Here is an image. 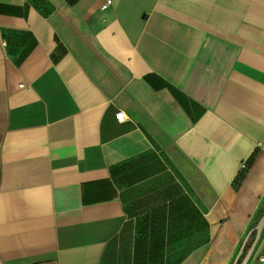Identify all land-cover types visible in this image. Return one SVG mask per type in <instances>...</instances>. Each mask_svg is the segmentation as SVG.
<instances>
[{
	"label": "crops",
	"instance_id": "1",
	"mask_svg": "<svg viewBox=\"0 0 264 264\" xmlns=\"http://www.w3.org/2000/svg\"><path fill=\"white\" fill-rule=\"evenodd\" d=\"M104 1L0 0V264H239L264 0Z\"/></svg>",
	"mask_w": 264,
	"mask_h": 264
},
{
	"label": "water",
	"instance_id": "2",
	"mask_svg": "<svg viewBox=\"0 0 264 264\" xmlns=\"http://www.w3.org/2000/svg\"><path fill=\"white\" fill-rule=\"evenodd\" d=\"M263 225H264V213L261 215L260 219L258 220V222L256 224L254 238H253L247 252L243 256V258L239 264H246L248 259L251 258L250 256H251V254H252V252L256 246V243L258 242V238L260 236V232L262 230Z\"/></svg>",
	"mask_w": 264,
	"mask_h": 264
},
{
	"label": "built area",
	"instance_id": "3",
	"mask_svg": "<svg viewBox=\"0 0 264 264\" xmlns=\"http://www.w3.org/2000/svg\"><path fill=\"white\" fill-rule=\"evenodd\" d=\"M111 1L112 0H105L101 5H100V9L101 10H105L108 8V6L111 4ZM115 118L117 120H123L124 118H126L125 116V113L124 111L122 110H118L116 113H115ZM256 261H257V264H264V249L259 251L256 255Z\"/></svg>",
	"mask_w": 264,
	"mask_h": 264
},
{
	"label": "rangeland",
	"instance_id": "4",
	"mask_svg": "<svg viewBox=\"0 0 264 264\" xmlns=\"http://www.w3.org/2000/svg\"><path fill=\"white\" fill-rule=\"evenodd\" d=\"M245 245H246V248L241 249V251H240V249H239V245H238V247L236 248V250H237L236 253L240 251V253H239L240 256H239V257H240L241 259H242V256H243V255L247 252V250H248V248H247V245H248L247 242H246ZM254 253H255V250H253L251 256H252Z\"/></svg>",
	"mask_w": 264,
	"mask_h": 264
},
{
	"label": "trees",
	"instance_id": "5",
	"mask_svg": "<svg viewBox=\"0 0 264 264\" xmlns=\"http://www.w3.org/2000/svg\"><path fill=\"white\" fill-rule=\"evenodd\" d=\"M257 221V220H256ZM254 234H255V232H253L252 234H251V236H250V238H249V240H248V245H247V248L249 247V245H250V243H251V241H252V239H253V236H254ZM246 248V247H245ZM244 256V255H243ZM242 256V257H243ZM240 261H241V258L239 259V263H240Z\"/></svg>",
	"mask_w": 264,
	"mask_h": 264
}]
</instances>
